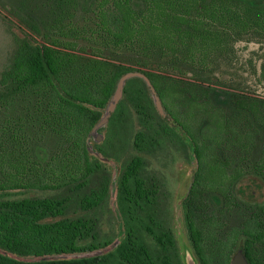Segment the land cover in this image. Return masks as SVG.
Instances as JSON below:
<instances>
[{
  "label": "trees",
  "instance_id": "obj_1",
  "mask_svg": "<svg viewBox=\"0 0 264 264\" xmlns=\"http://www.w3.org/2000/svg\"><path fill=\"white\" fill-rule=\"evenodd\" d=\"M0 8L24 30L0 74V247L30 257L0 264H174L162 184L145 157L128 155L163 143L186 155L190 144L196 160L182 210L198 263L230 264L240 246L249 264H264V202L236 194L245 176L264 182V99L219 85L205 60L228 38L264 35V0H0ZM98 123L93 149L119 163L123 238L106 255L77 256L104 245L108 184L87 142ZM16 188L55 192L3 196ZM68 205L78 212L67 215Z\"/></svg>",
  "mask_w": 264,
  "mask_h": 264
},
{
  "label": "rangeland",
  "instance_id": "obj_2",
  "mask_svg": "<svg viewBox=\"0 0 264 264\" xmlns=\"http://www.w3.org/2000/svg\"><path fill=\"white\" fill-rule=\"evenodd\" d=\"M24 30L10 19L5 10L0 8V74L8 62V58L14 49V35L22 36ZM194 55L198 56V53ZM195 56V57H196ZM213 81L219 85L264 99V35L249 32L239 38H228L226 47L221 53H210L205 59ZM176 76H191L173 73ZM123 96L131 98L130 90L126 89ZM105 109L102 110L101 120L105 119ZM88 138V155L99 162L105 170V178L108 184V197L103 213L99 218V241L96 250L76 254L106 255L111 253L117 243L123 238V227L115 206V178L119 170V163L112 158L104 157L93 149L104 134V125H100ZM138 129L137 123L133 122V132ZM187 141L188 139L183 136ZM140 154L148 162L147 168L150 174L156 175L162 186L164 195L161 211L162 216L169 224L175 240L174 264H199L193 253L187 229L184 223L182 200L185 197L190 181L196 169L192 147L189 144L188 154L181 152L178 147L169 143H163L152 151L136 150L129 147L128 155ZM101 173L94 176L98 181ZM54 190H41L33 188H16L7 190L5 198L42 197L54 193ZM236 194L249 202H264V182L255 176H245L236 186ZM78 209L74 205H68L67 215H74ZM239 248L233 252L231 260ZM0 256L7 259H29V256H18L0 247ZM230 260V262H231Z\"/></svg>",
  "mask_w": 264,
  "mask_h": 264
},
{
  "label": "water",
  "instance_id": "obj_3",
  "mask_svg": "<svg viewBox=\"0 0 264 264\" xmlns=\"http://www.w3.org/2000/svg\"><path fill=\"white\" fill-rule=\"evenodd\" d=\"M230 264H249L244 256L242 255V252H237L234 257L232 258Z\"/></svg>",
  "mask_w": 264,
  "mask_h": 264
}]
</instances>
